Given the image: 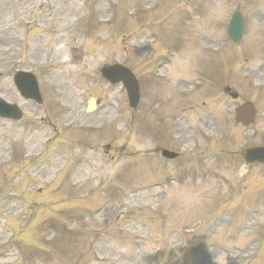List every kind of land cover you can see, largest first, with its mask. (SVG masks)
<instances>
[{
	"label": "rangeland",
	"instance_id": "1",
	"mask_svg": "<svg viewBox=\"0 0 264 264\" xmlns=\"http://www.w3.org/2000/svg\"><path fill=\"white\" fill-rule=\"evenodd\" d=\"M111 1L0 0V47L11 49L0 51V95L26 110L19 122L0 119V251L7 249L0 264H244L254 256L252 264H264V167L247 171L236 156L245 141L263 143L264 132L243 136L257 129L232 125L227 108L251 99L264 116V0H124L118 6ZM236 8L247 20L238 48L226 36ZM112 9L118 14L112 24L97 21L110 17ZM134 9L138 17L132 22L128 13ZM82 14H88L87 20L71 27ZM154 32L157 45L149 54L148 36L136 34ZM163 32L181 47L165 43ZM202 45L209 63L201 66L194 48ZM74 46L85 51L83 64L68 62ZM173 46L174 60L181 64L179 77H203L191 94L180 95L190 85L167 88L165 77L151 72ZM244 47L248 54L257 52L255 59H247ZM115 58L141 80L143 99L135 110L124 88L109 84L100 73ZM230 62L231 68L226 66ZM172 67L168 64L161 74ZM17 68H30L39 76L41 106L18 94L12 82ZM225 85H232L241 101L228 100ZM91 96L101 106L86 114ZM177 115L187 118L178 123ZM175 126L195 128L196 140L203 138L197 128L222 131L208 152L194 153L197 162L191 169L204 172L195 182L192 172L187 174L188 156L167 161L148 153L158 146L188 153L173 139V134L183 135L174 132ZM224 145L230 147L221 149ZM205 154L217 156L205 161ZM223 155L237 159L227 162ZM148 165L157 172L131 180ZM170 174L180 181L129 193ZM110 186L120 189L107 207L92 214L109 195L103 188ZM68 218L75 221L62 232ZM51 223L56 232L52 240L44 239V228ZM38 246L45 253H38Z\"/></svg>",
	"mask_w": 264,
	"mask_h": 264
}]
</instances>
